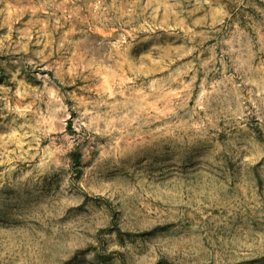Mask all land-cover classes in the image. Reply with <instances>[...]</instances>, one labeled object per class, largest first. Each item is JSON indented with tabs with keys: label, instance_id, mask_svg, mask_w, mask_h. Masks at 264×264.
<instances>
[{
	"label": "rangeland",
	"instance_id": "obj_1",
	"mask_svg": "<svg viewBox=\"0 0 264 264\" xmlns=\"http://www.w3.org/2000/svg\"><path fill=\"white\" fill-rule=\"evenodd\" d=\"M159 262L264 264V0H0V264Z\"/></svg>",
	"mask_w": 264,
	"mask_h": 264
},
{
	"label": "trees",
	"instance_id": "obj_2",
	"mask_svg": "<svg viewBox=\"0 0 264 264\" xmlns=\"http://www.w3.org/2000/svg\"><path fill=\"white\" fill-rule=\"evenodd\" d=\"M81 158H82L81 153L75 152L73 154V161L75 162L76 165H79L80 164ZM160 262H164V260L163 261H160ZM160 262L158 264H160Z\"/></svg>",
	"mask_w": 264,
	"mask_h": 264
}]
</instances>
